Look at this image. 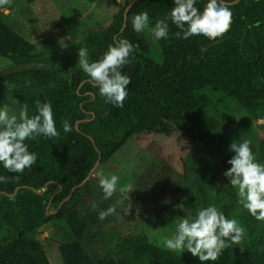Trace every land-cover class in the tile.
Instances as JSON below:
<instances>
[{
  "label": "trees",
  "instance_id": "trees-1",
  "mask_svg": "<svg viewBox=\"0 0 264 264\" xmlns=\"http://www.w3.org/2000/svg\"><path fill=\"white\" fill-rule=\"evenodd\" d=\"M25 1L33 4L37 0ZM130 1L116 2L118 10L110 21L87 31L80 42L88 49L90 62L117 37L134 45L135 59L122 68L131 78L123 107L106 103L80 67L66 77L47 65L0 80L19 108L21 103L28 104L29 115L35 113L37 100L50 101L60 133L50 139L41 136L26 141L38 158L23 172H9L0 166V175L8 178L0 183V264H51L37 234L46 225L59 222L70 232V238L57 245L64 264H200L191 253L170 251L145 233L123 240L116 257L96 259L84 244L90 240L93 226L105 219L101 220L99 213L111 204L93 187V176L73 188L89 176L99 155V166L117 162L122 154L125 160L129 155L123 152L140 136L179 133L196 144L182 169L153 165L132 188L142 222L163 224L166 216H173L188 183L192 189L237 196L222 175L230 167L227 160L232 155L198 145L210 135L224 148L234 139H249L256 159L264 162V137L255 136L249 126L235 123L239 130L217 134L223 127L220 114L226 110L225 98L245 109L253 120H264V0H240L230 5L232 24L217 40L178 39L174 35L177 29L169 21V38L157 44L148 30L134 32L131 18L147 10L155 23L170 11L173 0H138L121 32ZM206 2L197 0L196 6L202 10ZM37 48L0 18V57L12 65L40 63ZM201 48L207 50L201 53ZM153 51L160 53L161 62L153 58ZM217 91L223 96L215 99L212 95ZM64 120L71 123V132L63 131ZM45 187L43 194L34 191ZM165 199L170 203H164ZM242 218L247 233L242 246L230 245L215 262L205 264H264V220L246 209Z\"/></svg>",
  "mask_w": 264,
  "mask_h": 264
},
{
  "label": "clouds",
  "instance_id": "clouds-1",
  "mask_svg": "<svg viewBox=\"0 0 264 264\" xmlns=\"http://www.w3.org/2000/svg\"><path fill=\"white\" fill-rule=\"evenodd\" d=\"M2 3L4 0H0ZM196 5L197 0H173L170 11L163 19H156L155 23H151L147 10L140 11L131 18L132 29L136 33L148 30L156 41L169 38V21L177 29L175 37L182 40L193 37L217 40L229 30L233 13L227 0H207L202 10ZM62 46L66 45L62 43ZM206 50L201 48V53ZM77 54L80 68L98 88L105 102L114 107H123L131 78L122 72V68L135 59L134 45L130 40L117 37L97 60L91 62L86 47H80ZM35 109V113L29 115L27 103H21L18 112L6 103L0 104V166L9 172L21 173L36 163L37 153L29 150L26 141L60 135L52 103L37 100ZM62 127L65 133L73 130L68 120L63 121ZM251 143V140L240 137L229 144L228 151L232 156L227 164L230 167L222 175L235 189L237 203L256 219L264 220V162L256 159ZM7 179L0 175V183ZM119 181L120 177L115 174L100 176L98 184L105 200L117 191ZM121 191L130 193L131 185L123 187ZM163 202L170 203V200L165 199ZM121 203L118 200L102 210L99 218L103 220L116 212L117 205ZM92 207H96L95 202ZM176 207L182 209L184 215L173 218L174 231L161 238V244L166 249L187 251L197 257L200 264H205L207 261L215 262L230 245L242 246L247 233L237 217L226 216L211 203L197 208L194 213L183 204Z\"/></svg>",
  "mask_w": 264,
  "mask_h": 264
},
{
  "label": "rangeland",
  "instance_id": "rangeland-1",
  "mask_svg": "<svg viewBox=\"0 0 264 264\" xmlns=\"http://www.w3.org/2000/svg\"><path fill=\"white\" fill-rule=\"evenodd\" d=\"M128 0H37L27 4L25 0H4L0 4V18L17 30L24 38L41 46H50L57 41H77L79 43L67 48L40 53L39 61L54 68L62 77L68 76L71 71L79 68L77 50L85 33L107 24L112 15L118 10L116 2L125 3ZM147 33H150L147 31ZM149 35V34H148ZM153 58L161 62L158 51H153ZM10 60L0 57V70L11 66ZM221 92L212 95L213 98L222 97ZM8 104L14 111H19V106L14 95L4 89L0 81V104ZM226 110L221 111L220 120L222 129L217 134L228 130H239L235 126H249V130L258 138L264 137V120L255 121L245 109L228 98L224 99ZM140 136L123 153L117 162H108L99 166L93 173V187L102 192L98 180L101 175L115 174L120 177L117 191L107 200L110 204L122 201L117 205L116 212L105 217L103 221L93 226L90 240L84 244L85 249L96 259L116 257L118 245L125 239L140 233L147 234L151 241L162 245L161 238L174 231L173 218L184 215L179 207L173 216H166L163 224H146L139 218L137 205L134 201L132 188L142 172L153 165L172 167L177 171L182 169V163L188 152L196 144L179 133L171 135ZM207 151L220 152L232 155L228 147L221 146L215 135H210L205 141L198 144ZM131 185V192H122L121 189ZM191 184L185 185L186 193L180 196V204L191 209L193 213L199 207L214 204L226 216H235L243 225L242 215L244 208L237 203V196H229L217 192L192 189ZM103 193V192H102ZM106 200V201H107ZM37 238L46 248L51 264H64L57 245L70 238V232L63 222L50 223L39 231ZM186 253L187 251H181Z\"/></svg>",
  "mask_w": 264,
  "mask_h": 264
},
{
  "label": "water",
  "instance_id": "water-1",
  "mask_svg": "<svg viewBox=\"0 0 264 264\" xmlns=\"http://www.w3.org/2000/svg\"><path fill=\"white\" fill-rule=\"evenodd\" d=\"M137 1L138 0H131L129 5L127 6V8L125 10V13H124V24H123V27L121 29V32H123L124 29L126 28L127 21H128V13H129L131 8L135 5V3ZM239 1L240 0H235L234 2H228V3L230 5H234V4H237ZM152 41L154 42V44H157V41L153 38V36H152ZM62 43H63V45H66V46H62ZM77 43H79V42H77V41H66V42L60 41V42H56V43H54L53 45H50V46H41V47H39V49L36 50V54H40L42 52H48V51L61 50V49L67 48L69 46L75 45ZM45 68H47L46 65L41 64V63H37V62L11 65V66H9V67H7L5 69L0 70V80L5 78V77H7V76L13 75V74L22 73V72H28V71H37V70L45 69ZM94 117H95V115L93 116V118ZM100 160H101V155H99V158H98L96 164L94 165V167L92 168L89 176L81 184H79L78 186L74 187L72 191H74L77 187H80V186L84 185L87 181H89V179L91 178L93 173L99 167ZM46 190H47V187H45L43 191H39V190H34V191L36 193H38V194H43ZM18 191H19V188L16 189L14 195H16L18 193Z\"/></svg>",
  "mask_w": 264,
  "mask_h": 264
}]
</instances>
